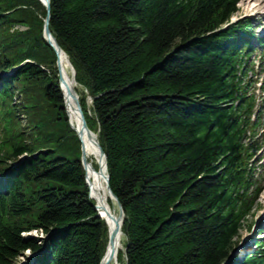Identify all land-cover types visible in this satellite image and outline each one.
<instances>
[{
	"label": "trees",
	"instance_id": "16d2710c",
	"mask_svg": "<svg viewBox=\"0 0 264 264\" xmlns=\"http://www.w3.org/2000/svg\"><path fill=\"white\" fill-rule=\"evenodd\" d=\"M238 1L51 0V30L97 98L91 127L100 129L111 188L126 214L123 264H224L240 235L239 211L247 214L251 202L239 200L235 165L226 174L220 161L222 142L243 134L227 107L243 91L240 54L221 36L206 37ZM11 10L0 18V75L25 55L49 71L29 65L0 90V122H9L0 169L29 155L0 198V264L42 248L23 235L32 231L50 238L45 264H101L107 226L88 197L51 69L47 11L39 0H0V12ZM40 122L46 126L37 130ZM245 264L264 262L252 254Z\"/></svg>",
	"mask_w": 264,
	"mask_h": 264
},
{
	"label": "bare ground",
	"instance_id": "6f19581e",
	"mask_svg": "<svg viewBox=\"0 0 264 264\" xmlns=\"http://www.w3.org/2000/svg\"><path fill=\"white\" fill-rule=\"evenodd\" d=\"M261 5V4H260ZM262 6V5H261ZM262 7L259 9L258 12ZM60 63L62 68V74L65 81V90L72 91L76 89V81L72 75L71 67L68 62V58L64 52L60 55ZM68 110L70 113V120L73 123L74 127L77 130H81V118L77 109L76 101L68 97ZM84 148L87 159H91L88 167V178L90 180L91 186V196L94 199L99 207L101 208L102 214L106 217L107 222L111 228L112 233L115 234L114 237V246L112 247V260L111 263H115L118 259L119 251L123 248V234L116 235L117 223L120 222V215L116 212L115 200L111 197L106 182V168L105 160L103 159L100 149L95 142L94 137H90L86 133L83 136ZM94 163H98L100 170H94ZM113 203V205H112ZM110 254V252H109ZM109 256V255H108Z\"/></svg>",
	"mask_w": 264,
	"mask_h": 264
},
{
	"label": "rangeland",
	"instance_id": "374dc122",
	"mask_svg": "<svg viewBox=\"0 0 264 264\" xmlns=\"http://www.w3.org/2000/svg\"><path fill=\"white\" fill-rule=\"evenodd\" d=\"M254 2L261 4V3H264V0H252L251 4H250V0H244L242 2V6H241L242 12H241L240 15L243 16L245 14L247 15L248 12H256V11H251V9H249V5H254V6L255 5H259V4H255ZM238 16H239V14H238ZM54 68H55V66L52 65L51 66V69H54ZM55 69L57 70V68H55ZM112 205H113V203H112ZM113 207L115 208L116 212L119 213V207H118V205L115 204V206L113 205ZM263 209H264V204H261L258 207V209L252 214V216L247 219V222L245 224V228L242 230L241 235H240L239 240H238V245L243 242V244L241 245L242 249H243V247H245L249 243V242H247V244H246V242H244V241L246 239H250V238L253 237L252 234H250L249 232H247V230L249 228V225H252L253 222H259L260 221V219H261V212L263 211ZM123 242H124V246H125V237L124 236H123ZM124 248H122L123 251H125Z\"/></svg>",
	"mask_w": 264,
	"mask_h": 264
},
{
	"label": "water",
	"instance_id": "95a60500",
	"mask_svg": "<svg viewBox=\"0 0 264 264\" xmlns=\"http://www.w3.org/2000/svg\"><path fill=\"white\" fill-rule=\"evenodd\" d=\"M45 2H46V4L48 5V11L50 12V0H45ZM49 21H50V18L48 17L47 18V20H46V35H47V39H48V42L51 44V45H53V43H52V41H51V32H50V29H49V27H48V25H49ZM69 95L70 96H73L74 97V95L72 94V93H70L69 92ZM75 98V97H74ZM85 127H86V125H85ZM84 164H85V168H87L88 167V165H87V161H86V159H85V157H84ZM108 183H109V178H108ZM108 189H109V192L117 199V197L113 194V192H112V190H111V188H110V185L108 184ZM120 205V204H119ZM120 207H121V209H122V206L120 205ZM122 216H123V210H122ZM121 233V223L120 222H118L117 223V230H116V235L118 236L119 234ZM114 237H115V234L113 233L112 234V236H111V251H110V255L103 261V263L102 264H109L110 263V261L113 259L112 257V252H113V249H112V247L114 246Z\"/></svg>",
	"mask_w": 264,
	"mask_h": 264
}]
</instances>
